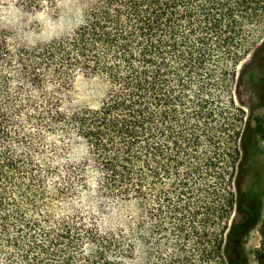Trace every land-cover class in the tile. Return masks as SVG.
<instances>
[{"label":"trees","instance_id":"16d2710c","mask_svg":"<svg viewBox=\"0 0 264 264\" xmlns=\"http://www.w3.org/2000/svg\"><path fill=\"white\" fill-rule=\"evenodd\" d=\"M82 1L84 23L43 52L60 77L68 79L72 67L110 85L98 108L71 117L99 174L92 192L101 213L88 221L59 214L74 180L47 183L46 174L57 170L37 157L43 137L25 111L43 106L11 88L13 76L35 87L40 79L25 66L31 55L20 58L22 72L6 70L9 54L0 42V264H128L138 252L145 264H248L243 239L261 210L242 188L240 140L248 124L237 125L244 111L235 108L231 87L249 42L263 38L264 0ZM254 80L264 82L259 73ZM226 95V106L240 115L221 112ZM39 115L64 119L58 107ZM255 122L252 130L264 137L263 120ZM205 136L216 138L212 150H204ZM76 168L85 187L83 166ZM109 203L124 205L125 222L101 230ZM237 209L241 221L232 219Z\"/></svg>","mask_w":264,"mask_h":264},{"label":"rangeland","instance_id":"374dc122","mask_svg":"<svg viewBox=\"0 0 264 264\" xmlns=\"http://www.w3.org/2000/svg\"><path fill=\"white\" fill-rule=\"evenodd\" d=\"M86 3L82 0H0V42L6 47L9 54V62L6 70L23 71L20 58L31 55L27 66L32 72H36L41 83L35 87L32 79L15 78L11 82L12 94L20 95L26 103L37 102L44 109L57 107L62 111L63 120L52 123L48 118H43L34 113L31 104L25 108L35 118L37 123H29L33 131L43 137V154L41 161L47 163L51 170H57L56 174L47 173L46 179L50 186L65 185L69 180H74L73 197L63 201L59 207V214L67 216L80 213L87 221L91 213L98 214L100 208L95 204V193L98 172L87 162L90 148L86 141L81 139L78 129L71 121L72 115L85 108H98L105 99L110 85L108 81L95 74H91L78 68L70 67L69 77L65 79L55 74L54 66L50 65L45 48L57 44L60 40L70 37L85 20ZM263 38L256 42H249V54L238 66L233 86L235 108L244 111L243 122L237 125L244 128L248 124V133L240 140V146L244 152L242 168V188L250 193L252 198L260 206L261 216L257 223L250 229L243 239L244 256L248 264H259L258 252L264 249V137L256 134L257 118L264 122V82H256L255 74L262 75L264 81V48L258 50ZM262 58V60H261ZM35 68V69H34ZM21 87V89H20ZM20 89L19 92H16ZM229 95L222 96L219 107L228 118L240 115L236 109L226 106L225 100ZM35 104V103H33ZM217 124V121H216ZM245 125V126H244ZM65 127V128H63ZM205 136L202 141L204 150H212L213 142ZM199 155L202 154L199 152ZM82 168V176L86 182V188L77 183L74 167ZM107 210L99 220L101 230H109L123 226L127 215L124 205L107 204ZM135 211V208H132ZM242 213L237 209L232 216L233 221H241ZM157 262L160 258H152ZM147 258L137 253L128 264H145Z\"/></svg>","mask_w":264,"mask_h":264}]
</instances>
